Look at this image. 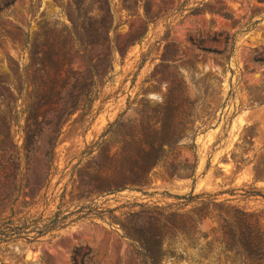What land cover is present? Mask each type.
Instances as JSON below:
<instances>
[{
  "label": "rangeland",
  "instance_id": "rangeland-1",
  "mask_svg": "<svg viewBox=\"0 0 264 264\" xmlns=\"http://www.w3.org/2000/svg\"><path fill=\"white\" fill-rule=\"evenodd\" d=\"M8 216L0 264H264V0H0Z\"/></svg>",
  "mask_w": 264,
  "mask_h": 264
},
{
  "label": "trees",
  "instance_id": "trees-1",
  "mask_svg": "<svg viewBox=\"0 0 264 264\" xmlns=\"http://www.w3.org/2000/svg\"><path fill=\"white\" fill-rule=\"evenodd\" d=\"M104 35V36H103ZM103 38L107 39V32H104ZM102 44V43H100ZM43 74H47L48 77H50V73L46 70L42 71ZM69 75L68 72L66 75H63L60 71L53 72V75L51 76V83L48 87V94H52L54 96H58L60 93L61 88L65 87L69 83ZM64 119L63 121H65ZM194 122V120H192ZM179 136L176 137L174 142H177L179 140ZM191 197H196V195H191ZM29 228V225L27 223V218H18L13 219L12 216H8L6 218H3L0 220V243H8L12 241H17L20 238H24L27 241H30L28 234L27 236L22 235L23 233H28L30 230H27ZM27 230V231H26ZM36 236H32L33 239H35Z\"/></svg>",
  "mask_w": 264,
  "mask_h": 264
}]
</instances>
